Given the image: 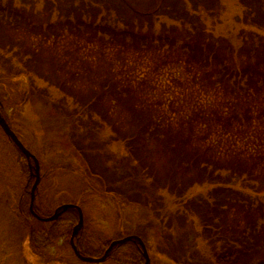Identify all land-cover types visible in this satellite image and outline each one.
<instances>
[{
	"label": "rangeland",
	"instance_id": "obj_1",
	"mask_svg": "<svg viewBox=\"0 0 264 264\" xmlns=\"http://www.w3.org/2000/svg\"><path fill=\"white\" fill-rule=\"evenodd\" d=\"M28 1L0 0V19H8L7 17L12 15L17 19L10 24V27H15L14 31L0 29V42L8 45L4 48L5 51L0 49V102L1 115L40 164V174L43 178L40 179L35 197L34 206L37 213L48 217L57 207L64 204L79 205L84 215V231L79 243L91 257H99L110 241L138 236L145 243L150 264H211L210 247L203 236L200 220L191 208H198L200 201L207 202L212 197L225 196L224 189L216 192L218 187L228 186L237 190L244 187L245 183L239 179H231L230 174L224 176V181L228 183H205L199 181L198 177L183 166H176V154L170 145L177 144L172 143L177 140L176 136H187L186 133L190 132L191 127L197 129L202 123L199 118L191 121L189 109L187 113L181 108L185 103H182L179 97L188 82L180 85L178 81L170 79L173 75L175 78L187 77L185 70L166 65L165 73L150 71L153 80L151 86H148V83L138 84L133 78L130 84H126L127 97H120L114 104L108 102L111 99L109 92L104 94V97L100 96L102 99L94 97L96 102L92 110L97 114L105 113L108 123H102L94 116L93 126L98 128H91L90 112H77L78 107L81 108L77 99H94L85 96L84 90L82 95L77 97L75 93L74 97H70L68 111L60 107L64 96L59 86L62 87L65 79L63 72L56 69L60 62L51 64L54 70L46 73L48 80L40 75L41 67L36 65L34 72L38 78L28 75L23 70L24 62L33 58L34 47L39 46L57 49L61 53L62 61L66 60V54H71V58L76 60L82 57V54L93 52L97 54L95 58L103 64L104 69L116 62L114 56L117 54L112 52L110 46L97 48L86 45L84 41L89 33H85L80 43L82 48L76 52L77 46L75 47V43L66 36L60 40L56 38L57 31L53 26L62 19L57 10V0ZM65 1L60 0L58 6L63 11L67 3ZM80 1L81 9L86 7L85 12L107 7L109 14L103 11L98 21L108 22V25L110 23L119 29L142 31L143 35L151 36L162 32L180 39L188 34L181 28V21L176 20L181 14L170 11L173 8L172 0H93V3L88 4L85 2L88 0ZM202 1L197 3V0H183V4L178 8L184 11L182 18L187 15L195 18L208 34L225 38L236 48L242 45V37L249 34L264 39V28L256 25L264 21V0L254 5H249V0H205L208 4ZM133 10L141 11L143 15H137ZM21 15L22 18L19 19ZM32 26L34 29L28 31L27 27ZM116 38L118 45L128 42L121 36ZM11 45L14 46L13 49H10ZM19 52H22L21 58L24 62L20 61L17 65V60L12 59V56L21 54ZM84 66L86 75L93 71L87 64ZM6 67L13 73L6 72ZM135 68L136 66L131 68L129 73L140 75L143 68H137L133 72ZM63 71L67 72V67H64ZM99 76L100 73H96L92 80L97 81ZM96 84L97 82L92 85ZM119 85L120 81L116 77L109 79L108 87L111 91L115 88V92H118ZM87 86L88 84L86 88ZM146 89L163 113L171 114L172 111V115H177L184 112L189 116V121L179 132L176 127L171 130L165 128V132L158 133L148 140L138 132L135 135L137 140L132 139L135 142H132V146L141 153V162L134 169L135 162L127 163L130 158L129 142L125 138L123 140L113 136L112 124L119 130L121 126L127 125L125 136L133 135L136 130L140 131L139 126L148 122L151 116L144 100ZM191 90L195 91L196 87H191ZM167 99L174 100L172 109L171 105L166 103ZM245 128L249 129L248 126ZM243 133L238 132L240 136ZM73 138H79L88 146L83 148L78 143V148L87 151V154L83 153L84 157L74 146ZM85 158L88 162L90 160V165L97 174L105 169L109 173L108 180L114 182L117 177L124 180L126 187L122 190H127L125 197H129L130 192L131 196L136 192L130 198L132 203H127L120 196L107 193L97 186L89 176ZM148 168L150 171L144 173ZM114 173L121 174L115 176ZM150 174H153V178L147 180ZM36 180L35 174H31L26 157L20 155L0 127V264H89L76 258L70 247L69 240L75 225L72 217L67 216L54 224L42 223L28 214L29 192ZM247 186L243 190L246 195L252 196L254 205L250 212L255 213L252 217L257 218L262 210L255 207H260V202L264 204V187ZM177 189L183 191L181 196L177 194ZM147 194L148 198H145ZM232 199L227 195V200ZM238 215H241V212H238ZM230 220L233 224V218ZM225 229L228 233L232 232L229 228ZM169 230L174 236V241L173 236L169 235ZM186 231H191L188 244L185 245L187 251L182 253L183 256L178 258L179 260H175L171 254L174 242L177 241V236L179 238ZM258 256L264 259V249ZM101 264H135L134 255L128 248L120 249L111 259Z\"/></svg>",
	"mask_w": 264,
	"mask_h": 264
},
{
	"label": "trees",
	"instance_id": "obj_2",
	"mask_svg": "<svg viewBox=\"0 0 264 264\" xmlns=\"http://www.w3.org/2000/svg\"><path fill=\"white\" fill-rule=\"evenodd\" d=\"M24 1L27 2L28 0ZM261 1L249 0L248 3L249 5H254ZM25 2L23 3L26 4ZM57 2V10L60 12L62 19L54 24V26L52 23V26L57 31L56 38L58 40L66 36L71 42L75 43V47L77 46L76 52H79L82 48L80 47V43L83 41L85 33H89L88 38L84 41L86 45L97 48L99 46H101L100 48L110 46L112 52L117 54V56H114L116 62H113L111 65L109 64L107 69L103 68V64L95 58L97 54L93 52L82 54V57L76 60L71 58V54H66V60L62 61L61 53L57 49L53 50L52 48L39 46L34 47L33 58L25 61L26 63L21 58L22 52H19L21 54L17 55L13 54L12 59L17 60V65L20 61L24 62L23 70L28 75H34L38 78L34 72V68L36 66L41 67L40 75L45 80H48L45 77L46 73L54 70L51 64L60 62L56 65V69L63 72L62 76L65 77L62 87L59 86L64 96L60 101L62 110L66 108L68 111L67 105H70L68 100L70 101V97H74L75 93L77 97L78 95H82V90H84L85 96L91 98L98 97L99 99H102L100 96L104 97V94L109 92L111 99L108 102L114 104L119 101L120 97H127L126 84H130L131 79L134 78V81H138V84L144 85L148 83V86H151L153 80L149 74L150 71L153 73L158 70L165 73L166 65L183 68L187 77L175 78L173 75L170 76V79L178 81L180 85L188 82L179 97L182 100L181 102L185 103L181 108H183L184 112H187L189 109L191 121L199 118L202 123L197 129L191 127L190 132L186 133L187 136H176L177 140L172 143L177 144H174V146L173 144L170 145L176 154V166H183L184 169L186 168L187 171L192 172L195 177H198L199 181H204L205 183H228L224 181V176L225 174H230L231 179L235 181L238 179L242 180L246 188L248 187L247 185H253L254 188L264 187L263 37L249 34V36L247 35L248 37H242V45L236 48L227 39L208 34L195 18L192 19L188 15L182 18L184 11L178 8L183 4V0H172L173 8L170 9L172 13L181 14L179 18L176 17V20H180L181 28H184L188 32L186 37L181 39L162 32H157L155 36L143 35L142 31L119 29L110 23L108 25V22H99L98 17L103 11L109 14L107 7L105 9H94L90 12H85L86 7L81 9L82 2L80 0H66L65 3H67L63 11L62 8L58 7L60 0H57ZM85 2L87 4L93 3V0ZM202 2L208 4L205 0ZM257 8L258 6L255 7V9ZM133 11L137 15H143L141 11ZM146 14L153 16L151 13ZM12 16L7 17L9 20L0 19L1 30L4 28L11 31L15 30L14 26L10 27V24L17 21L15 15ZM18 18H22V15ZM256 25H261L264 28V21ZM33 27H27L28 31L34 29ZM117 36H121L122 39H126L128 42L126 41L118 45L115 42ZM181 40L182 42H180ZM6 46L8 45L0 42V49H4ZM13 48L14 46L11 45L10 49ZM7 53L9 54L10 51ZM12 59L8 62L9 65ZM84 64H87L93 70L88 75L84 73ZM157 64L160 65L158 66ZM135 66L136 68L133 72L137 68H143L140 75L135 73L131 75L129 73L131 68ZM64 67H67V72L63 71ZM5 71L9 74L13 73L7 67ZM96 73H100L97 81L92 80V77ZM112 77H116L120 81V90L118 92H115V88L111 91L108 87L109 79ZM96 82V86L92 85ZM86 84H88L87 88ZM191 87H196V90H191ZM147 91L148 89L144 92V100L151 112V116L147 120L148 122L139 126L140 131L136 130L137 132L133 135L125 136L128 130L127 125L121 126L119 130V128H116V125L112 124L111 133L113 136L123 140L125 138L129 142L130 150L128 152L130 158L127 160V163L135 162L134 169L141 162V153H138V150L132 146V142L137 140L135 135L138 132L148 140L158 133L165 132V128L171 130L176 127L179 132L181 127L189 121V116L184 114V112H180L177 115H172L174 113L172 111L170 112L171 114L163 113L160 106L155 103V99ZM76 101L83 108L82 110L78 107L79 110L77 109V112L82 111L84 113L86 110L90 112L89 122L91 128H98L93 126L95 124V121L92 119L94 116L98 117V121L102 123L108 121L105 113L97 114L94 109L92 110L96 102L95 98L93 100L77 99ZM165 101L171 105L172 109V105L174 104L172 101L174 100L167 99ZM77 117L80 118V116ZM187 125L185 124V126ZM245 126H248L249 129L246 130ZM231 129L232 131H230ZM239 131H243V135L240 136L238 134ZM133 138L134 141L132 140ZM73 142L77 150L81 152L82 157H84L83 155L87 154V151L83 148L84 146H88L84 145L79 138H73ZM78 143L83 148H78ZM88 152L91 151L88 150ZM88 155L90 156V154ZM85 162L90 172L88 174L93 178L97 186L104 189L107 193L120 196L127 203H132L130 198L136 192H132V196L130 192L129 197H125L124 193L127 190H122L123 187H126L123 182L124 180L122 181L117 177V180L112 182V180H108L109 173L105 169L102 173L97 174L90 165V160L88 162L85 158ZM146 171L149 172L150 169L148 168L144 173ZM121 173H114V175L119 176ZM152 178L153 174H150L147 180H151ZM153 182L154 180L151 181V184ZM181 185L183 187V184ZM244 187L237 190L228 186L227 188L218 187L219 189L216 192L224 189L226 190L223 193L225 196L222 195V198H218L217 196L212 197L207 202L200 201L198 208H191L194 210L191 211L195 212L200 220L203 236L210 247L211 264H264V259L258 256L264 249V204L260 202L261 206L255 207L257 210L261 209L262 213L260 215L257 213V218L252 217L255 214L250 212V208L254 205L251 201L253 198L245 194ZM149 190L151 191V189ZM181 192H183L181 189H177L179 196L182 195L180 194ZM227 195L233 199L227 200ZM145 198H148V194ZM238 212H241V215H238ZM28 214L34 217L29 209ZM67 216L72 217L73 223L77 224L78 214L74 209L64 213L57 221ZM230 218H233V224L230 223ZM181 219H179V222H181ZM225 228H229L232 232L229 231L228 233V230ZM170 232L171 230H169V235H172ZM190 232H183L180 236L181 238L176 237L177 241L174 242L173 252L171 251L173 259L179 260L178 258L183 256L182 253H186L187 247L185 245L188 244ZM81 235H79V241ZM79 247L83 255H89L80 243ZM125 248L132 251L135 264L144 263L140 248L134 242L127 243L122 248H115L113 254ZM102 255L103 251L99 254V257Z\"/></svg>",
	"mask_w": 264,
	"mask_h": 264
},
{
	"label": "water",
	"instance_id": "obj_3",
	"mask_svg": "<svg viewBox=\"0 0 264 264\" xmlns=\"http://www.w3.org/2000/svg\"><path fill=\"white\" fill-rule=\"evenodd\" d=\"M0 127L3 129L4 133L8 136V138L15 143V145L18 147V149L21 152V154H23L26 157V159L28 160V163H29L31 174H35V177L37 179L35 184H34V186L31 189L30 210L33 211L35 191H36V188H37V186H38V184L40 182V179H41L40 178L39 162L35 158V156H33L25 148V146L21 143V141L17 138L15 133L11 130V128L7 124L6 120L2 117L1 112H0ZM31 160H33V162H34V169L32 168ZM70 209H75L77 211V213H78V216H79L78 223L73 228V231H72V234H71V238H70L71 248H72L75 256L79 260H81L83 262H87V263L100 264V263H103V262L107 261V259L111 256V253H112V251H113V249L115 247L122 246L123 244L128 243V242H137L139 244L140 248H141L143 257L145 259V263L144 264H150V258H149V255L147 253V249L145 247V244L142 241V239L139 238L138 236H128L126 238H122L120 240H115V241L111 242L109 247L104 252L103 256L100 257V258H93V257H89V256H83L81 254L79 248H78V243H77V237H78L79 233L82 231V229L84 227L83 212H82L81 208L79 206H77V205H73V204L62 205V206L58 207L55 210L54 214L51 217H48V218L40 217L37 214H35V216L37 217V219H39L41 221L52 222V221L57 220L63 213L67 212Z\"/></svg>",
	"mask_w": 264,
	"mask_h": 264
}]
</instances>
